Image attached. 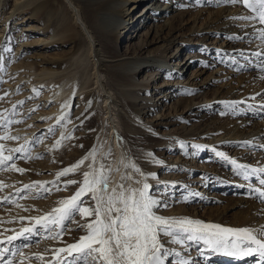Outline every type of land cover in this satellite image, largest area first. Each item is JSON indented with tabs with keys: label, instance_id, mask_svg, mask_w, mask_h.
<instances>
[{
	"label": "rangeland",
	"instance_id": "374dc122",
	"mask_svg": "<svg viewBox=\"0 0 264 264\" xmlns=\"http://www.w3.org/2000/svg\"><path fill=\"white\" fill-rule=\"evenodd\" d=\"M23 1L24 0L0 1V14L3 13L2 11L4 10H10L13 7L14 3L18 4ZM39 1L40 0H34L31 4L27 5V7H24L23 9L18 8V12L14 11V13L12 14V18L15 19V22L18 23L19 26L25 23V21H21V17L23 18L24 15L28 16L27 12L30 13L31 10L35 6H37ZM43 1L47 2L46 6L42 7L37 12L40 15H43L46 9H50V11L52 12L51 14L55 13V15L57 16L51 15V18L48 22L49 24L46 23V25H41V21L39 19L30 21V24L36 25V27L40 28L39 31L42 32V34L40 35L41 38L54 34H56V36L52 38L51 41L44 44L35 43L28 44L27 46L25 45V52L23 53V57L25 59L22 63L21 60L17 58V56L15 57L16 59L12 57V60L9 56V54L15 52L16 50V44L14 43H16L17 41L14 40L8 46V53L5 54V59H3L2 61L3 63H0V96H4V93H7V96H4L3 99H0V113H3L13 121H19L18 123H12L8 125L7 129L9 134L18 136L19 139L0 140V144L5 145V151L3 154H8V152L6 151L7 148H15L24 145L27 149V155L32 157L22 158L24 155L23 153H16L14 156V160L10 162L15 163L17 168L25 169L23 173L12 170L10 168L7 170H0V182H3L4 184L9 186L0 190V198L4 196H10L11 199L15 200V203L0 204V218H2L4 221V223H0V233H3V235H0V239H3L4 236L13 235L14 231L11 230L19 231L23 227H31L34 223L33 220H20L19 217L22 216L30 218L43 216L46 213L51 212L52 209L59 207V201L70 198L77 191L79 184H73L64 187V181L69 179L82 181L84 172L100 169L101 165H103L104 169L107 161L109 162L112 158L118 156L116 152L117 150L114 148L116 146L114 140L115 138H117V141L127 152V154H129V156L136 161V165H139L137 166L138 168L140 167V162L142 161L141 157H144V152H147V150H151L152 152L158 153L160 151L159 153L161 154L159 156L162 157L163 162H160L157 165V167H160L158 171L162 170L161 172H166V174L168 173L169 176L170 174H172V176H175L180 172V175L183 179L182 181H184L185 183L186 180L189 179H197V181L200 182L199 184H197V190H192L190 193L185 190L184 185H176V187L174 186V188L172 189L173 191H168V189L166 188L163 189V187L159 185L156 186L155 184L153 185L152 183H149L147 179H143L140 174L142 172L141 170L140 172L136 171L134 173L135 175H133L135 181H141V183L139 184L136 183L137 187L139 188L142 186V183L147 182L150 185L149 194L151 196L159 195L161 197H158L159 200L157 199V201H159L160 203L154 208L155 212L162 213L167 209V207L163 205L169 206L171 203L184 201L185 199V201L182 203V206L184 205L185 208L188 209L189 215H198L202 217L205 216V220H208V218H211L208 215L220 214L224 216L220 221L221 225H232L235 222H239V225H241L244 218L247 216L245 213L246 208L241 209L239 206L241 204L235 206L234 202H237L238 197L249 196V187L246 184L226 182L225 177L221 175V173L224 170L228 173L234 172L232 167L227 165L226 168L222 169L223 171H221L219 167L216 168L217 164L221 166V161L219 159H214V157L211 156L212 153L204 151L203 148V150L198 153L197 149L192 146V139L190 137H183L184 140L182 145L174 143L161 144L159 142L162 146L155 147L150 143V139L152 138L153 134L163 139H167L165 138L164 134L165 130H170L171 133H179L180 135L184 134L185 131L183 130L184 127H186L189 128V131L199 133L200 129L206 131V129H204V125H209L210 127L214 128L218 121L225 123V125L228 127H231V125L227 124L232 122V119H229L227 117H231L232 114H226L225 108H230L232 106L227 103H225V105L218 104L209 112L204 113L206 116L201 114L199 115V113L197 112H194V114L192 115H188V113L184 112L183 115H180L179 113L182 111V109H178V114H175V111L173 110L178 107V104H174V102H172L173 99L185 95L189 88H184L185 91L183 92H180L179 90L173 91L176 96H171L170 100L169 98L167 99L166 103L170 104L167 111H165V107L162 108L163 106L161 107V105L156 102L155 93L154 91L153 93L151 92L152 90H150V86L148 87V89L147 87H140V89L138 90L139 94L136 95L137 97L134 99V101L137 100V102L139 103L144 102L142 104L140 103L139 105L142 107V110H146V114L144 115L142 120H152L153 122L157 123V125L155 126L156 132H150V135V133L146 131H140L137 129L130 131L126 129L125 123H129L130 117L126 115V112L123 111V109L121 108L122 106H120L119 104L120 96H118L117 94L115 95V100L116 103L118 102V105H112V110L106 108L107 106H105V103L102 100L100 94L94 87L95 84L93 83L92 78H90V80L88 79L87 87L84 90L85 94L83 100H77L76 93H73L74 95H71L72 101L69 103L68 108H66L64 113L57 115L55 118L56 113L50 111L52 109L58 108V100L49 99L48 101H45L47 97H45L43 94L54 90V88H57V85L60 84V79L64 80V77H66L64 52L67 51L69 44L63 43V28L61 24V0ZM64 1L67 2V0ZM149 2L150 0H144L139 3L135 9L136 12L140 13V9L143 6L149 4ZM184 2H187V5H185ZM229 4L230 3L226 2L225 5L220 4V6H228ZM232 5L233 4H231V6ZM149 8L153 9L152 6H150ZM218 8L219 4L211 1L204 2V0H181L180 4H178L174 8L178 9L176 11L174 10V13L178 11H189L187 15H184L185 20H189L191 18L194 21V24H196V27H198L200 25H207L205 23H209V21H212L214 19V16H217L215 14L216 11L213 10H217ZM247 10L250 12L249 9ZM73 17L74 16L72 14V20L74 21L75 19ZM20 21L22 23H20ZM141 25L142 21H136L137 27H141ZM135 28L136 27H133L127 30V32L118 41L119 43H117V47L120 51H123L129 47L127 46V44H129V38L132 39L130 41V43L132 42V45L134 44V41L136 42L138 40V36H135V32L132 35ZM220 28H222V26H220ZM13 31L12 35L16 36L18 29L14 28ZM32 32L31 34L30 31L26 32L25 39L28 38L29 40H31V38L33 37L32 35L36 37V35L40 33ZM197 33H199V31H197ZM187 34L188 33L186 31L184 36L187 37ZM23 35L19 38L22 39ZM141 35L142 37L144 36L143 32H141ZM211 36H214L213 33ZM220 36L221 35H219L216 39L207 37L208 39L205 38V42L207 45L212 46L217 41H219L217 39H220ZM222 40L223 39H220L219 42H222ZM196 42L197 41L195 39L194 41L189 42L190 45L188 46V49H185H187L191 53H196L197 51L195 49L199 45H202L201 42L196 45ZM187 50H182V53H185V51ZM141 53L143 56L145 54V51L142 50ZM176 58L177 57H175V61ZM193 59L192 65H190L184 71V75L181 78L182 80L185 78L187 81H190V83H197V80H199V78L200 80L207 79L210 82V86H208V89H206L205 91V94L208 97H213L216 90L219 92L218 95L221 96V94H224L226 90L231 87V85L239 87L238 89L241 91L242 95L251 94L254 91H260V88L264 89V66H261V64H257L252 61L251 56L249 59L246 58L242 60L245 65L249 66V69L247 68L245 70H240L239 73L227 71L226 65L222 68H219V65L216 64L212 66L209 65L212 64L211 57L207 59L206 63L201 62L199 57H195ZM253 63L259 65L262 69H254L252 67V65H254ZM250 64L252 65L250 66ZM13 65H16L17 67L15 66V68L13 67ZM87 68L90 67L87 66ZM41 69L47 71V73L35 76V74H38L39 71H42ZM78 70L79 72H81L80 68H78ZM79 72L76 77L81 76L79 75ZM102 72L103 74L106 73L105 76L107 80L110 81L111 74L107 72L106 67L102 70ZM154 72L155 73L152 74V77L149 80L150 84L152 83V81L157 82L163 79L167 80V78L173 79V76L165 77V73H156V70H154ZM139 74L137 75V78L141 79L142 73ZM222 75H224L223 78H221ZM195 76H198V79L195 78ZM17 77H19V79ZM102 79L105 80V77H103ZM14 83H16V85L14 87H11ZM199 83L200 81L196 84V86H199ZM31 84H34V87L30 88ZM221 84L226 85L221 86ZM72 85L74 86V84ZM145 90H148L149 92L146 93ZM37 91L39 92L38 95ZM241 94L238 91L234 98L236 99L238 96H241ZM13 99H15V102L13 101ZM240 100H242V98L236 101L233 100L232 102H239ZM19 101H23V103L20 104L18 103ZM43 101H45L44 104H42ZM81 103H83V105ZM13 105H16L14 112L12 111ZM235 106H238V103L235 104ZM78 107H80L83 111L84 118L82 120H77L75 116V112H77L76 110L78 109ZM5 109H8L9 111L5 112ZM32 109L35 110L31 111ZM168 111V115H165V112L167 113ZM202 111L204 112L205 110ZM34 113L42 114L38 118L31 119V121H29L28 123V118L33 116ZM109 114L111 115V117H113L114 127H111L109 119L107 118V115ZM260 114L264 116V109H261ZM62 115L65 117L64 119H60ZM160 115L161 117L158 118ZM33 120L37 121L34 122ZM57 121H59V123ZM256 121H258V119H256ZM36 123H40L41 125L37 126V128L34 129L33 133H31V135L34 134V136H37V139H41L42 142H32L31 144L27 145V143L24 141L23 136L28 135L25 132H29L30 126L33 124L36 125ZM50 127L54 129L52 133L48 132V129ZM113 131L115 136H113L111 140V132ZM3 134L4 129L0 128V136H2ZM203 136L207 140L209 139V137L205 135ZM201 138L202 136L199 137V139ZM57 140H60L61 143L58 148H55L54 145ZM146 140L149 142H146ZM81 145L83 147H81ZM252 147L254 146L251 145V148L249 147V149H252L253 151H251V155L255 154L257 150V148L253 149ZM243 150L244 152H246V150L248 151L247 148H244ZM90 151L95 152V159L93 160L91 157H89V159L85 160L84 163L80 166L78 171H76L75 173H70L66 177H61L60 181H58L60 190H56L55 188H53L50 193H45L43 196H36L34 192L30 195L27 190L17 193V189H22L24 184H31L34 181H51L55 179L57 172L61 171L63 168H67L75 164L77 161L85 157ZM226 151L227 153H231L230 150ZM210 158L213 159L212 165L209 160ZM164 159L165 161H167L165 162ZM90 164L92 165V169L89 168ZM172 164H175L176 166H173ZM183 166L185 168H189V170L183 171ZM121 174L122 173L118 175V178H116V180L108 185L109 191L113 187H117L119 184H125L124 180H121ZM158 177L160 179L161 176L158 174ZM202 183H204V185H202ZM130 185L131 184H128V186ZM48 187L52 188L51 185H49ZM130 187H132V185ZM188 188L189 187H187L186 189ZM197 191H199V194L205 193V195H203L202 197H198L200 195L197 196ZM84 199L85 206L92 205L93 202L89 197H85ZM202 201H204L203 205H197V203L201 204ZM253 202L256 207L258 206L255 214L260 217L258 212H261L262 214L264 213V202H262L258 198H255ZM209 211L212 212L209 213ZM90 219L92 218L89 217L82 219L80 215H75L73 217L74 222L67 223V227L72 229V231L66 232L62 240L44 239L42 237L37 238L35 236L32 237V239L27 242L28 247L20 249V251H23L29 257V259L23 261V264H49V261L53 256L54 249L65 247L67 244L76 242V232L84 231V229H77V223L84 224ZM6 229L10 231H5ZM166 239L167 237H161L162 242L165 243L166 248H168L171 253L166 260L167 264H171L173 260L179 261L181 258L188 259L189 264H225L223 263L224 261L222 258L227 255L222 251H215L216 257L210 258V256H212L211 254L213 253L209 249V246L203 241L196 242V244L198 243V245L193 244L191 241H186L185 244L180 245L167 242ZM15 243L17 246H19L22 243H25V241L18 240ZM200 243L203 246L199 247ZM4 246H8L10 248L12 247L7 244L0 245V247ZM170 246L178 249L180 251V256H177L175 252L169 248ZM193 250L195 251L193 252ZM8 255L9 254H5V258H7ZM36 255H43L44 260L41 261L37 259ZM251 260L252 258H249L248 261L252 262ZM19 261L20 258L18 256L13 257V264H19ZM253 261L256 260L254 259ZM229 264L232 263L230 262Z\"/></svg>",
	"mask_w": 264,
	"mask_h": 264
},
{
	"label": "bare ground",
	"instance_id": "6f19581e",
	"mask_svg": "<svg viewBox=\"0 0 264 264\" xmlns=\"http://www.w3.org/2000/svg\"><path fill=\"white\" fill-rule=\"evenodd\" d=\"M33 1L34 0H24L18 4L14 3L10 10H4L2 11L3 13L0 14V63L5 59V54L8 53V46L14 40L17 41L14 43L16 44V50L9 54V56L11 60L13 59L12 57L16 59L15 57L17 56L22 63L25 59L23 57V53L25 52L24 47L28 44L47 43L56 36V34H54L41 38L40 35L42 32L39 31L40 28L36 27V25L30 24V21L34 19H39L41 25H46V23L49 24L48 22L51 15H55V13L51 14L52 12L50 9H46L43 15H40L37 12L42 7L46 6L47 2H44L43 0H40L30 13L27 12L28 16L24 15L23 18L21 17V21H25L24 24L19 26V24L15 22V19L12 18L14 11L18 12V8L23 9ZM142 1L144 0H67V2L61 0L63 43L69 44L67 51L64 52L66 77H64V80L60 79V84L58 83L59 85H57V88L43 94L47 97L45 101H48L49 99L58 100V108L52 109L50 112L56 113L55 118L57 115L64 113L66 108H68L69 103L72 101L71 95H74L75 93L77 100H83L85 94L84 90L86 89L88 79L90 80V78H92L93 83L95 84L94 87L100 94L105 106H107L106 108L112 110V105H118V102L116 103L115 100V95L117 94L120 96L119 104L122 106L121 108L123 111L126 112V115L130 117L129 123H125V128L130 131L137 129L149 133L156 132L155 126L157 123L152 120H142L146 114V110H142V107L139 105L144 102L139 103L137 100L134 101L137 97L136 95L139 94L138 90L140 87H147L148 89L150 86V90H152L151 92L153 93L154 91L155 93L156 102L159 103L161 107L163 106L162 108L165 107V111H167L170 104L166 103L167 99L169 98L170 100L171 96H176L173 91L179 90L180 92H183L185 91L184 88H189L185 95L175 98L172 101L174 104H178V107L173 110L175 111V114H178V109H182L179 113L180 115H183L184 112L188 113V115H192L194 112L199 113V115H205L204 113L209 112L218 104L225 105V103L229 104V102H232L233 100L236 101L242 98V100L239 101L241 103H238V106L225 108L226 114H232L231 117H227L232 119V122L227 124L231 125V127H228L225 123L217 120L218 122L214 128L203 124L206 131L200 129L199 133L189 131V128L184 127L183 131L185 132L180 135L179 133H171L170 130H165L164 134L167 139H163L154 134L151 139L149 137L151 145L155 147L162 146L161 144L164 143L182 145L184 140L183 137H190L192 139V146L197 149L198 153L204 149V151L211 152V156L214 157V159H219L221 161V166L217 164L216 168L219 167L220 170L223 171L222 169L226 168L227 165L232 167L234 172H229L231 174L225 170L221 173V175L225 177L226 182L246 184L249 187V196L238 197L237 202H234L235 206L241 204L239 205L241 209L246 208L245 213L247 216L244 218L242 224L239 225V222H235L232 225H221L220 221L224 216L220 214L208 215L211 217L208 218V220H205V216L189 215L188 209H186L184 205L182 206L185 199L184 201H180L181 203L174 202L169 206L167 205L165 211L162 213L156 212V214L164 217H188L193 220H200L205 223L218 224L234 229L246 227L259 229L261 226H264V213L262 214L261 212H258L260 217L255 214L258 206L256 207L254 205L253 200L257 198V196L250 194V188H264V186L258 183L260 179L264 178V173H257L245 179L244 176L237 175V172L240 170L237 169L236 165L231 164L229 161L235 160L237 164L250 165L251 168L264 167V148L259 147V145H264V116L260 114L261 109H264L261 108V105H264V89L260 88V91H254L251 94L242 95L241 91L238 89L239 87L231 85V87L227 89L224 94H221V96L218 95L219 92L216 90L213 97H208L205 94L206 89H208L207 87L210 86V82L207 79L200 80L199 78L197 83L200 81V85L196 86V82L190 83V81H187L185 78L183 80L181 78L184 75V71L192 65V59L195 57H199L200 61L204 63H206L207 59L211 57L212 64L209 65L212 66L216 64L219 65V68L226 65V70L233 73H239L240 70L249 69V66L245 65L242 60L246 58L249 59L250 56L252 61L261 64V60L264 58L252 54L253 52L264 51V45L261 44L258 34L253 30V26L250 22L241 19H234L235 17L248 15L249 11L240 4L220 6V4L225 5L226 0H204V2L211 1L219 4V8L213 10L216 11L215 14L217 16H214V19L209 21V23H205L207 25L196 27V24H194V21L190 17H188L190 18L189 20H185L184 15H187L189 11H178L174 13V10H178L174 8L180 4L181 0H150L149 4H147L148 6H143L140 9L141 12L137 13L135 9ZM184 3L187 5V2ZM150 6H152L153 9H150ZM72 14L75 19L74 21L72 20ZM138 20L142 21L141 27L136 26V21ZM21 21L20 23H22ZM218 25L222 26V28ZM133 27L136 28L132 35L135 32V36H138V40L136 42L134 41V44L132 45V42L130 43L132 39L129 38V44H127L129 47L120 51L117 47V43H119L118 41L127 30ZM255 27H261V25L257 24ZM14 28L18 29L16 36L12 35ZM29 31L30 34L32 31V33H40H38L36 37L32 35L33 37L31 40L28 38L25 39V34ZM186 31L188 33L187 37L184 36ZM197 31H199V33H197ZM141 32H143V37ZM212 33L214 35L213 37L211 36ZM22 35L23 37L20 39L19 37ZM219 35H221L220 39H223L222 42H219L220 39H217L219 41L212 46L206 44L205 38L208 39L209 37H212V39H216ZM230 37L236 38L230 39ZM194 39L197 41L196 45L200 42L202 45H199L195 49L197 51L196 53H191L187 49L190 45L189 42L194 41ZM142 50L145 51L143 56L141 53ZM182 50L187 51L182 53ZM175 57H177L176 61ZM257 64H250V66L252 65L256 70L262 69ZM16 65H13V67ZM87 66L90 68H87ZM105 67L107 68V72L111 74L110 81L107 80L105 76L106 73L103 74L102 72ZM78 68L81 69V72H79ZM154 70L157 71L156 73H165V77L173 76V79L167 78V80L163 79L157 82L152 81L150 84L149 80L152 77V74L155 73ZM78 72L81 76L76 77ZM45 73H47V71L42 70L39 71L38 74H35V76ZM139 73H142L141 79L137 78ZM223 76L224 75H222L221 78H223ZM103 77H105V80L102 79ZM17 78L19 79V77ZM195 78L198 79V76H195ZM72 84H74V86ZM15 85L16 83L12 84L11 87H14ZM222 85L226 84H221V86ZM32 87H34V84H31L30 88ZM237 90L240 92L241 96H238L235 99L234 97L238 93ZM145 91L146 93L149 92L148 90ZM258 93L259 95H257ZM14 100L15 99H13V101ZM45 101H43L42 104H44ZM81 104L83 105V103ZM202 110L205 111L203 112ZM76 111L75 116L77 120H82L84 118L82 109L78 107ZM168 113L169 111L167 113L165 112V115H168ZM41 114L42 113H34L33 116L28 118V123L31 119L40 117ZM160 117L161 115L158 118ZM107 118L109 119L111 127H114L113 117L109 114L107 115ZM256 119H258V121H256ZM33 121L35 122L37 120ZM40 125V123H36V125L33 124L30 126V131L25 132L28 135L23 137L24 141L27 142V145L35 142L38 138L37 136H34V134L31 135V133H33L34 129ZM203 135L209 137V139L207 140ZM113 136H115L114 131L111 132V140ZM201 136L202 138L199 139ZM114 140L116 145L114 148L117 150L116 152L118 156L112 158L109 162L107 161V164L103 169V174L107 176L108 179V185L116 180L118 175L122 173L121 180H124L125 184H122H124L125 187H129L128 184H131L133 188H138L133 176L135 175L134 173L136 170L132 165H135L136 168H138L137 166L139 165H136V161L127 154L117 141V138ZM146 142L149 141L146 140ZM245 142L251 143L245 144ZM251 145L254 146L252 147L253 149L257 148L255 154L252 153L253 155L250 154L252 149H249V147L251 148ZM244 148H247L248 151L246 150V152H244ZM226 150H230L231 153H227ZM159 152L156 153L147 150V152H144V157H141L142 161L140 159L141 162L139 168L142 173L145 174V176H142L143 179H147L149 183H152L153 185L155 184L156 186L159 185L163 187V189L166 188L168 191L172 190L176 185H184L185 190L189 193L192 190H197V184L200 183L197 179H189L186 180L185 183L182 181L183 179L180 172L179 174H174L175 176H172V174L169 176L168 173L161 172L162 170L158 171L160 167H157V165L160 162H163L162 157L159 156L161 154ZM218 152H223L228 159L218 156ZM209 160L212 165L213 159L210 158ZM172 165L176 166L175 164ZM182 170L188 171L189 168L183 166ZM250 170L251 169H249V171ZM149 173H153L154 176L147 175ZM158 174L161 176L160 179ZM129 176L132 177V179H122ZM202 185H204V183H202ZM187 187L189 188L186 189ZM203 195H205V193L199 194V191H197L198 197H202ZM152 197L155 200H157L158 197L161 198L159 195ZM203 203L204 201H202L201 204L197 203V205L200 206L203 205ZM211 212L212 211H209V213ZM84 234L85 230L76 232V241ZM166 241L169 242L168 238ZM191 242L198 245L195 241ZM201 246L203 245L200 243L199 247ZM169 248L175 253H180V251L173 246H170ZM194 251L195 250H193V252ZM219 251L220 250H217V252ZM212 253L213 254H211L212 256H210V258L216 257L215 252L212 251ZM249 258H252V262L248 261ZM222 259L225 264H229L230 262L232 264H257V259L259 258L256 256L233 257L227 255ZM254 259L256 261H253ZM176 262L177 260H173L171 264H176ZM165 264H167V262H165ZM261 264H264V261H261Z\"/></svg>",
	"mask_w": 264,
	"mask_h": 264
},
{
	"label": "snow or ice",
	"instance_id": "6c2138e0",
	"mask_svg": "<svg viewBox=\"0 0 264 264\" xmlns=\"http://www.w3.org/2000/svg\"><path fill=\"white\" fill-rule=\"evenodd\" d=\"M230 4H240L249 9L248 15L235 17L250 22L253 30L258 34V38L264 45V0H226ZM262 27H255V25ZM236 37H230V39ZM254 56L264 58V51L252 53ZM261 66H264V59L261 60ZM19 90V89H17ZM36 91V90H34ZM39 92L37 91V95ZM259 95V93L257 94ZM7 96V93H4ZM4 96H0L3 99ZM18 103L22 104L23 101ZM241 102H229L230 106ZM39 107V106H37ZM16 105L12 106L14 112ZM264 108V105H261ZM32 109L31 111H34ZM8 112V109L4 110ZM62 115L60 119H64ZM0 113V128L4 129V134L0 140H18V136H13L7 131L8 125L18 123ZM59 123V121H57ZM54 129L50 127L49 133ZM36 143L42 142L36 139ZM27 143V142H26ZM61 141L57 140L54 147L58 148ZM251 142H245L250 144ZM81 147H83L81 145ZM198 147V146H197ZM264 148V145H259ZM5 145L0 144V170L12 169L23 173L25 169L17 168L14 160L16 153H23V157L32 158L27 155V149L24 145L7 148V155H4ZM218 156L228 159L223 152H218ZM91 157L95 159V152L90 151L85 157L75 164L63 168L56 173L55 179L51 181H34L31 184H24L22 189H17V193L28 191L36 196H43L50 193L53 188L60 190L58 181L61 177H66L70 173L78 171L85 160ZM236 165L237 175H242L247 179L257 173H264V167L251 168L250 165L237 164L235 160L229 161ZM132 167L140 172L135 165ZM92 169V165H89ZM249 169H251L249 171ZM145 176L144 173H140ZM147 175H153L149 173ZM122 179H132L124 177ZM141 183V181H136ZM258 183L264 186V178ZM64 187L73 184H79L77 191L70 197L59 201V207L52 209L51 212L38 217H19L20 220L30 219L34 223L31 227H23L19 231H14L13 235L4 236L0 239V245H10L0 247V264H13V257L20 258L19 264L29 257L20 251L21 248L28 247V241L32 237L62 240L66 232L72 229L67 227V223H73V217L80 215L82 219L91 217L87 223H77V229H84L85 234L79 239L65 247L53 250L52 259L49 264H165L170 256V250L166 248L161 237H167L172 244H185L186 241H203L213 252L220 250L224 254L233 257L256 256L257 264L264 261V226L257 228H229L218 224L205 223L200 220H193L188 217H164L156 214L154 208L159 205L149 194L150 185L147 182L142 183L139 188L125 187L119 184L108 190V179L103 174V165L100 169L90 170L83 173V180H66ZM49 185L52 188L48 187ZM8 185L0 182V190ZM250 194L257 196L264 202V188L252 187ZM85 197H89L93 202L91 206H85ZM15 203L10 196L0 198V204ZM167 207V205H163ZM0 223H4L0 218ZM5 231H10L6 229ZM3 235V233H0ZM25 241L17 246L16 241ZM5 254H9L5 258ZM180 256V253H175ZM36 258L43 261V255H36ZM176 264H189V260L181 258Z\"/></svg>",
	"mask_w": 264,
	"mask_h": 264
}]
</instances>
